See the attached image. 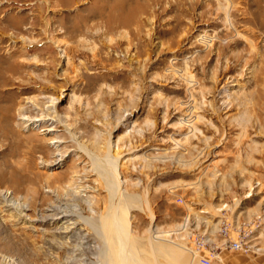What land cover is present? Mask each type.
Returning a JSON list of instances; mask_svg holds the SVG:
<instances>
[{"label": "rangeland", "instance_id": "374dc122", "mask_svg": "<svg viewBox=\"0 0 264 264\" xmlns=\"http://www.w3.org/2000/svg\"><path fill=\"white\" fill-rule=\"evenodd\" d=\"M114 1L135 11L131 23L109 24ZM224 6L0 0V69L15 65L0 86L1 264L102 263L111 157L119 190L135 196L129 228L142 246L158 234L194 264L264 261V0ZM45 94L62 95L47 116L60 122L23 128L18 108L38 115ZM51 126L63 155L40 140ZM51 206L80 215L71 235L54 232ZM238 239L251 249L223 244Z\"/></svg>", "mask_w": 264, "mask_h": 264}, {"label": "bare ground", "instance_id": "6f19581e", "mask_svg": "<svg viewBox=\"0 0 264 264\" xmlns=\"http://www.w3.org/2000/svg\"><path fill=\"white\" fill-rule=\"evenodd\" d=\"M225 3H226V8L224 6V9L229 10L231 6V5L228 6L229 0H225ZM117 10L119 11L118 4L116 1H114L109 6V11L107 14V21L109 22V24H112V23L117 24V25L128 24L130 20L132 21V18L135 16V11H130L128 14H120L118 13ZM225 13L227 12L225 11ZM229 22H230V19H229ZM53 38L49 37L47 38V40H49L56 48H59L58 50H59L60 59H62V61L64 59L66 62H68L69 54L67 55L66 51L60 48L61 41L59 42V40H55ZM200 38L205 42L207 41L205 36L204 37L201 36ZM14 70H15V65L9 62L7 63L6 67H4L3 69H0V86L1 84L3 85L6 84L5 82H6L7 76H5V74L10 71L13 72ZM8 82L9 81H7V83ZM61 96L62 95L54 96V95L45 94L42 97L43 100L41 101L42 107H41V110H39L40 113L34 117L27 116L23 113H20L22 111V108L19 107L18 110H19V114L21 115V117H19V120L23 128H33V129H36L37 127L39 128V126L42 123H44V119H48L49 121H51V124L49 125H52V123L60 122V121H56V119H53L52 117L49 118L47 116L53 115V113H56L57 103L61 99ZM33 102L36 104L39 103L37 99L36 101L34 100ZM43 125H48V124H43ZM63 126H64V129L70 132L69 126L67 124L63 123ZM42 130H43V133H42V136H40V140L42 139L46 141L48 145L52 146V149L54 150V152H56L55 154L58 153L60 155H63V153H59L58 145L60 144V140L56 139L58 137L53 135V132L55 130L54 127L52 126L45 127V128H42ZM104 162H108L107 163L108 168L106 170L103 169L102 172L104 171V173H106L107 184L109 185L110 189H112L111 191H113V196L111 195L109 197H111L110 200H116V201L111 202V204L107 208L106 213H104L102 217L100 218V227H101L100 235L102 237V246L106 248L100 254V256L103 258V261H101L102 263L100 264H157L158 263L157 259L159 257L163 258L162 260L163 264H194L195 253L192 254L193 257H189L191 255L189 254L188 251H185L177 243L169 242L166 239L167 237L165 238V236L163 235L157 234L153 239L150 235L148 237V240L146 237L147 243L144 246H142L139 243V239H136L134 236H132L130 228H129L128 209H129V204L131 203V201L133 200L132 202H134L135 196L129 195V194L125 196V194H123L124 192L122 193L119 190L120 188L119 184H121L119 183V180H118L119 175L117 173L118 165H120L118 164L119 157H114V158L111 157V159H108L107 161L104 160ZM96 172L98 171L96 170ZM98 173H101V172H98ZM23 209H25V207H23L22 210ZM48 211L49 213L48 214L46 213L47 218L54 225L53 226L54 232L57 233L59 236L61 237L69 236L77 228L78 222L75 221L74 219H75V216L80 217V215L76 213L74 209L61 208L60 206L58 207L51 206L50 209H48ZM18 217L22 219L23 215L21 212ZM91 222L90 224H92Z\"/></svg>", "mask_w": 264, "mask_h": 264}, {"label": "built area", "instance_id": "2783aa9c", "mask_svg": "<svg viewBox=\"0 0 264 264\" xmlns=\"http://www.w3.org/2000/svg\"><path fill=\"white\" fill-rule=\"evenodd\" d=\"M196 249L202 250L204 241L203 240H195ZM223 244L230 248V249H237V250H248L251 249V246L246 243L244 240L238 239V240H228L224 241ZM211 258L210 256L202 255L200 256V264H210Z\"/></svg>", "mask_w": 264, "mask_h": 264}, {"label": "crops", "instance_id": "0c3cea01", "mask_svg": "<svg viewBox=\"0 0 264 264\" xmlns=\"http://www.w3.org/2000/svg\"><path fill=\"white\" fill-rule=\"evenodd\" d=\"M260 264H264V261L260 262Z\"/></svg>", "mask_w": 264, "mask_h": 264}]
</instances>
